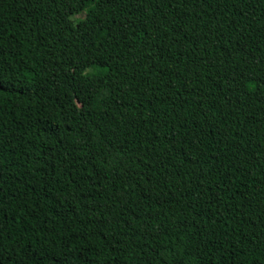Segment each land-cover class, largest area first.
I'll list each match as a JSON object with an SVG mask.
<instances>
[{"label":"trees","instance_id":"1","mask_svg":"<svg viewBox=\"0 0 264 264\" xmlns=\"http://www.w3.org/2000/svg\"><path fill=\"white\" fill-rule=\"evenodd\" d=\"M0 264H264V0H0Z\"/></svg>","mask_w":264,"mask_h":264},{"label":"rangeland","instance_id":"2","mask_svg":"<svg viewBox=\"0 0 264 264\" xmlns=\"http://www.w3.org/2000/svg\"><path fill=\"white\" fill-rule=\"evenodd\" d=\"M77 101H78V103H80V102H81V100H80V98H79V97H77Z\"/></svg>","mask_w":264,"mask_h":264}]
</instances>
